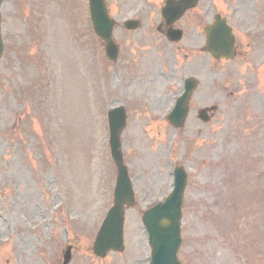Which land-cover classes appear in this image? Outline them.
I'll use <instances>...</instances> for the list:
<instances>
[{"label": "rangeland", "instance_id": "obj_1", "mask_svg": "<svg viewBox=\"0 0 264 264\" xmlns=\"http://www.w3.org/2000/svg\"><path fill=\"white\" fill-rule=\"evenodd\" d=\"M161 2L108 0L125 58L117 63L93 30L89 1L86 28L79 0L70 22L56 2L49 72L28 48L20 70L11 63L8 82L0 78V264H62L68 244L76 246L72 264H147L151 247L142 215L173 189L176 164L188 172L183 263L264 264V78L259 92L248 90L233 107L229 64L202 49L216 12L254 10L264 0H200L179 21V50L158 35L149 39L147 24L123 28L128 18L153 20L148 12L157 13ZM31 10L9 0L2 6L3 32L27 27L23 41L33 39L37 13ZM253 66L249 60L242 68L244 81ZM189 76L200 85L178 130L166 116ZM117 105L128 114L121 138L136 203L125 214V250L99 258L93 246L117 177L108 124ZM214 105L211 121L198 118L200 108Z\"/></svg>", "mask_w": 264, "mask_h": 264}, {"label": "water", "instance_id": "obj_2", "mask_svg": "<svg viewBox=\"0 0 264 264\" xmlns=\"http://www.w3.org/2000/svg\"><path fill=\"white\" fill-rule=\"evenodd\" d=\"M1 2L2 0H0V6ZM197 3L198 0H179L178 2H169L168 4L177 7V13L180 18L188 8L196 6ZM90 12L96 33L108 42L107 53L109 57L116 58L118 50L112 39L114 21L108 14L105 0H90ZM137 23V21L131 20L126 25L135 28L138 25ZM181 37L182 32L179 31V39ZM232 40L233 37L230 29L224 22L218 20L215 25L207 27L205 50L211 51L217 57L228 55L227 53L232 51ZM2 52L3 42L0 12V58ZM196 86L197 81L194 78H187L184 81L185 90L168 117L174 126L182 127L184 125L188 114V101ZM200 116L207 120V110L202 109ZM109 123L111 150L118 164L119 173L115 188V204L109 210L96 239L95 252L100 256H105L110 249H124L123 225L125 205L134 203V192L121 151L120 135L126 125V113L122 107L110 110ZM186 183L187 174L182 167L178 166L175 170L173 191L164 202L158 203L144 212L143 221L152 246L150 264H182L178 258V253L182 243L181 218ZM70 257L71 249L68 248L65 254L66 263L70 260Z\"/></svg>", "mask_w": 264, "mask_h": 264}, {"label": "flooded vegetation", "instance_id": "obj_3", "mask_svg": "<svg viewBox=\"0 0 264 264\" xmlns=\"http://www.w3.org/2000/svg\"><path fill=\"white\" fill-rule=\"evenodd\" d=\"M77 0H19L20 9H26L32 7V12L37 13V22L34 26V37L33 39H24V31L27 27H14L10 30H4V53L1 78L8 82L9 73H13L10 70V64L13 63L14 68L17 71L20 70L21 58L26 57L27 53L21 57L22 53L28 48H34L35 53L39 55L40 63L49 72V60L51 44V19L55 11L56 2L59 4V8L63 13L69 12L67 18L69 21H76L77 17L75 14ZM167 0L160 6V11L157 21H152V24L148 26V30L151 33L160 35L162 38L170 41V36L173 31H179V19L172 23L168 22L167 17L163 14V8L165 7ZM9 0H4L3 5L7 4ZM81 23L86 25L87 19V0H80ZM242 12V11H241ZM240 11L236 8L232 12H229L226 16L227 21L233 27L235 33V47L234 57L231 60H227L230 65V72L228 74L226 85L227 97L229 98V105L235 104L240 101L248 91V89L254 90L255 87L249 83L250 79L244 81L242 76V68L249 63L251 60L256 66H253L249 70V74H255L264 78V10L257 11H243L245 14L241 15ZM169 17V16H168ZM85 25H83L85 27ZM241 34V40L239 33ZM49 33V34H48ZM11 41V44L9 42ZM178 45L179 41L172 43ZM125 60V58H123ZM239 61L235 62V61ZM235 62V63H234ZM237 74H240L239 78H235ZM258 86V83L255 82Z\"/></svg>", "mask_w": 264, "mask_h": 264}, {"label": "bare ground", "instance_id": "obj_4", "mask_svg": "<svg viewBox=\"0 0 264 264\" xmlns=\"http://www.w3.org/2000/svg\"><path fill=\"white\" fill-rule=\"evenodd\" d=\"M70 148H71V146H70ZM73 151H72V153H71V160H72V164L76 167L77 166V158H75L76 157V149L74 148V146L71 148Z\"/></svg>", "mask_w": 264, "mask_h": 264}]
</instances>
